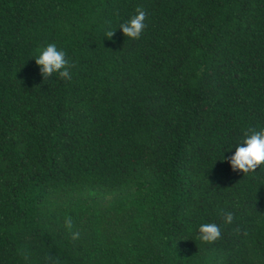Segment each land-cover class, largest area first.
I'll return each instance as SVG.
<instances>
[{
    "label": "trees",
    "instance_id": "1",
    "mask_svg": "<svg viewBox=\"0 0 264 264\" xmlns=\"http://www.w3.org/2000/svg\"><path fill=\"white\" fill-rule=\"evenodd\" d=\"M48 43L71 81L42 77ZM250 128L264 0H0V264H264V166L224 159Z\"/></svg>",
    "mask_w": 264,
    "mask_h": 264
},
{
    "label": "clouds",
    "instance_id": "2",
    "mask_svg": "<svg viewBox=\"0 0 264 264\" xmlns=\"http://www.w3.org/2000/svg\"><path fill=\"white\" fill-rule=\"evenodd\" d=\"M148 13L142 5H138L135 14L119 25L124 36L133 41L141 40L147 27L146 20ZM115 32L111 29L105 32V36L111 40ZM35 63L40 67L44 80L58 76L65 81H71L73 67L70 64L67 54L58 48L56 43H48L39 48L33 54ZM231 165L233 171L244 174L253 173L258 168L264 166V128L260 130L247 129L244 132L242 143L235 148V153L230 158L225 157ZM234 217L231 212L224 214L225 224L232 223ZM65 227L69 230L73 240L79 239V231H73L74 224L71 217L65 218ZM198 239L204 243L212 244L221 237V228L215 223H204L199 226Z\"/></svg>",
    "mask_w": 264,
    "mask_h": 264
}]
</instances>
